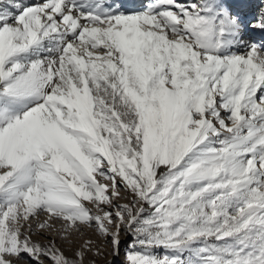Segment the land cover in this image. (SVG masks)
Masks as SVG:
<instances>
[{
	"label": "snow or ice",
	"instance_id": "obj_1",
	"mask_svg": "<svg viewBox=\"0 0 264 264\" xmlns=\"http://www.w3.org/2000/svg\"><path fill=\"white\" fill-rule=\"evenodd\" d=\"M122 252L264 264V0H0V264Z\"/></svg>",
	"mask_w": 264,
	"mask_h": 264
},
{
	"label": "rangeland",
	"instance_id": "obj_2",
	"mask_svg": "<svg viewBox=\"0 0 264 264\" xmlns=\"http://www.w3.org/2000/svg\"><path fill=\"white\" fill-rule=\"evenodd\" d=\"M89 236H91V238L94 241H96L98 244H100L101 248H103V244L98 240V238L95 235L89 233ZM105 252H106V249H105ZM110 260H112V257L105 255L103 259L97 260V264H108ZM118 264H123V252L121 254L120 260L118 261Z\"/></svg>",
	"mask_w": 264,
	"mask_h": 264
},
{
	"label": "bare ground",
	"instance_id": "obj_3",
	"mask_svg": "<svg viewBox=\"0 0 264 264\" xmlns=\"http://www.w3.org/2000/svg\"><path fill=\"white\" fill-rule=\"evenodd\" d=\"M34 2H39V0H34ZM129 3H139L140 0H128Z\"/></svg>",
	"mask_w": 264,
	"mask_h": 264
}]
</instances>
